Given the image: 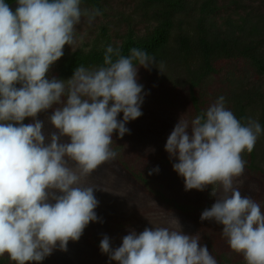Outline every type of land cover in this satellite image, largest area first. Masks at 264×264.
Listing matches in <instances>:
<instances>
[{"label": "clouds", "instance_id": "1", "mask_svg": "<svg viewBox=\"0 0 264 264\" xmlns=\"http://www.w3.org/2000/svg\"><path fill=\"white\" fill-rule=\"evenodd\" d=\"M101 14L81 8V0H16L15 7L0 0V256L7 253L16 264L67 251L89 222H103L94 187L81 180L115 159L113 133L130 134L126 123L142 115L147 93L138 69L157 64L146 51L132 48L125 56L108 45L102 65L76 67L66 80L46 78L65 44L75 43L82 18L91 26ZM49 109L53 130L46 131L37 116ZM28 117L32 122L23 123ZM242 119L220 96L191 121L180 117L164 147L185 191L218 185L223 193L212 187L216 200L200 220L222 225L230 249L246 264H264V211L233 186L246 164L241 153H251L262 133L255 119ZM154 171L159 167L149 175ZM199 241L183 231L146 227L131 230L115 248L104 235L99 247L118 264H218Z\"/></svg>", "mask_w": 264, "mask_h": 264}, {"label": "trees", "instance_id": "2", "mask_svg": "<svg viewBox=\"0 0 264 264\" xmlns=\"http://www.w3.org/2000/svg\"><path fill=\"white\" fill-rule=\"evenodd\" d=\"M259 2L260 4L256 5L248 4L244 0H137L135 8L140 11L139 22L133 21L131 14H128V18H121L128 24L120 42L111 39L108 23H99L97 27L100 38L88 49L80 47L70 51L63 50L64 55L47 73L46 78L66 80L73 75L76 67L83 65L86 68H94L102 65L104 51L108 45L120 48L125 56L130 55L132 48H137L154 56L158 63L175 62L183 66L188 79L192 118L209 107L214 93L218 98L227 93V109L231 110L242 124L245 123L242 118L248 117L249 111L253 112L257 107L258 123L263 130L264 90L253 85L244 88L248 78L234 70L235 64L242 61L243 67L247 65L252 69L253 76H264V10L260 8L264 5V0ZM81 8H98L102 16H109L111 13L110 0H81ZM137 23L146 25V30L138 32ZM52 111L53 109L42 111L37 116L39 120L44 121L46 131L53 130L47 119ZM31 122V117L23 121L25 124ZM115 135L116 132L113 133V138H116ZM166 140L150 138L146 147L152 151V155L141 163L136 162L134 158L120 155L117 149L110 146L117 152V156L112 160L119 166L125 178L136 183L167 209L180 214L189 228L200 237V245L207 246L218 264H243L232 263L222 255L216 239L206 223L200 220L195 207L185 201L171 198L164 190L167 185V178L164 176L166 170L160 173L161 169H167L169 179L170 174L174 178L176 174L172 167L176 161L170 159L164 147ZM241 157L246 161V169L256 174L264 173L257 164L256 144L251 153L245 150ZM157 166L159 171L149 175V171ZM157 174L165 179L159 180ZM103 215V219L110 224L113 222L114 233L120 239L131 230L140 233L145 229L127 227L121 231V228L126 227L121 219L108 211ZM97 216L100 218L102 215L97 213ZM119 221H122L120 226ZM92 240L96 244L99 242L97 239ZM54 251L61 252L58 248ZM0 264L16 262L11 261L5 253L0 256Z\"/></svg>", "mask_w": 264, "mask_h": 264}, {"label": "rangeland", "instance_id": "3", "mask_svg": "<svg viewBox=\"0 0 264 264\" xmlns=\"http://www.w3.org/2000/svg\"><path fill=\"white\" fill-rule=\"evenodd\" d=\"M244 1L248 4H260L259 0ZM135 2L137 0H110L111 13L109 16H97L91 26L82 18L81 23L75 29V43L72 47L65 44L63 50L70 51L80 47L88 49L97 38H100L97 27L99 23H108L111 39L120 42L128 24L121 18H128V14H131L132 20L139 22L140 11L135 8ZM260 8L264 10V5H261ZM136 26L138 32L142 33L146 30V25L143 23H137ZM60 59L50 66L48 73ZM161 65L163 73L158 68ZM235 65V72H240L248 78L244 88L253 85L260 86L264 90V76L259 78L253 76L252 69H249L247 65L243 67L242 61ZM156 66H151L150 70L139 67L137 82L144 86L143 91L147 93L141 105L142 115L127 122L126 127L130 129V134L126 133L123 138H119L116 133V138H113L111 145L113 149H117L120 155L134 158L138 163L152 155V151L146 147L150 138L153 140L155 138L167 139L180 117L188 121L193 119L188 94V79L183 66L175 62H157ZM225 96L228 94L226 93ZM217 99L218 97L214 93L209 106ZM228 99L229 97L225 98L226 108L229 103ZM251 111H249L248 117H252L258 122L259 110L256 107L253 112ZM122 117L123 113H120L117 118L122 119ZM158 141L160 142V140ZM256 152L257 164L264 171V129L257 138ZM162 170H166L164 176L167 178V185L164 190L167 191L168 196L178 201H185L195 207L199 216L204 209L210 208L216 200V197L210 195L212 187L216 189L218 196L223 194L218 185H209L204 191L197 189L185 191L183 177L176 172L175 175L173 173L175 178L170 174L169 179L167 169H161L160 173ZM168 170L170 171V169ZM156 177L159 180L165 179L159 174ZM81 183L84 186L94 187V195L99 201L95 212L102 215L100 218L103 222L98 220L88 224L78 241L69 240L67 251L60 250L61 252L56 251V253L53 251V254L47 256L43 261H31L26 262V264H118L114 260H109L108 255L102 253L99 247L100 240L104 235L109 236L113 248L122 243V239L114 233L113 222L110 224L106 219H103V213L107 211L121 219L126 225L125 229L121 228V231L126 230L127 227L128 229L166 227L170 230L183 231L185 234L197 236L180 214L167 209L164 204L149 196L136 183L125 178L113 160L98 166L90 175L82 178ZM233 186L243 192L242 196L249 197L259 203L261 210L264 211V173L256 174L244 168L243 174L234 178ZM122 221H119L118 226ZM204 223L212 232L225 258L232 263L246 264L242 254L235 253L230 249L226 238L222 235V225L209 220H204ZM92 239H97L98 244Z\"/></svg>", "mask_w": 264, "mask_h": 264}, {"label": "water", "instance_id": "4", "mask_svg": "<svg viewBox=\"0 0 264 264\" xmlns=\"http://www.w3.org/2000/svg\"><path fill=\"white\" fill-rule=\"evenodd\" d=\"M12 6H13V7L16 6V0L12 2Z\"/></svg>", "mask_w": 264, "mask_h": 264}]
</instances>
